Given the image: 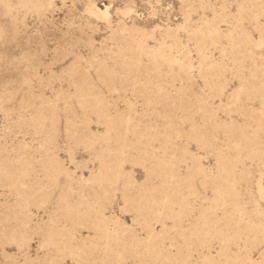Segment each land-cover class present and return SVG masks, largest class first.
I'll return each instance as SVG.
<instances>
[{
    "label": "rangeland",
    "instance_id": "374dc122",
    "mask_svg": "<svg viewBox=\"0 0 264 264\" xmlns=\"http://www.w3.org/2000/svg\"><path fill=\"white\" fill-rule=\"evenodd\" d=\"M0 264H264V0H0Z\"/></svg>",
    "mask_w": 264,
    "mask_h": 264
}]
</instances>
